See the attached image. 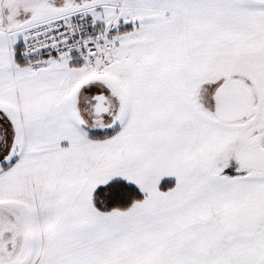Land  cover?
Instances as JSON below:
<instances>
[{"label": "snow or ice", "instance_id": "6c2138e0", "mask_svg": "<svg viewBox=\"0 0 264 264\" xmlns=\"http://www.w3.org/2000/svg\"><path fill=\"white\" fill-rule=\"evenodd\" d=\"M0 264H264V0H0Z\"/></svg>", "mask_w": 264, "mask_h": 264}]
</instances>
